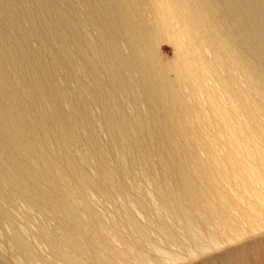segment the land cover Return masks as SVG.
<instances>
[{
  "label": "bare ground",
  "instance_id": "bare-ground-1",
  "mask_svg": "<svg viewBox=\"0 0 264 264\" xmlns=\"http://www.w3.org/2000/svg\"><path fill=\"white\" fill-rule=\"evenodd\" d=\"M184 259L264 264V0H0V264Z\"/></svg>",
  "mask_w": 264,
  "mask_h": 264
},
{
  "label": "rangeland",
  "instance_id": "rangeland-1",
  "mask_svg": "<svg viewBox=\"0 0 264 264\" xmlns=\"http://www.w3.org/2000/svg\"><path fill=\"white\" fill-rule=\"evenodd\" d=\"M164 43V44H163ZM171 46L170 45H168V44H166L165 42H162V43H160V46H159V54L161 55V54H163L164 55V57L167 55V57H169L170 56V54L172 53V47L170 48ZM161 52V53H160ZM163 52V53H162ZM162 55V56H163ZM118 234H120V233H118ZM180 263H173V264H183L184 262H186V259H184V260H181V261H179ZM193 262H188V264H192ZM185 264H187V263H185Z\"/></svg>",
  "mask_w": 264,
  "mask_h": 264
}]
</instances>
